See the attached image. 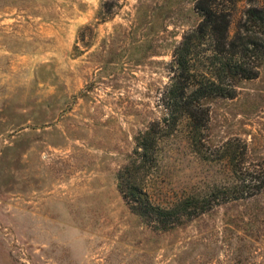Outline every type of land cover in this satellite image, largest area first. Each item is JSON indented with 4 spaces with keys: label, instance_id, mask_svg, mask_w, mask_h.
<instances>
[{
    "label": "rangeland",
    "instance_id": "374dc122",
    "mask_svg": "<svg viewBox=\"0 0 264 264\" xmlns=\"http://www.w3.org/2000/svg\"><path fill=\"white\" fill-rule=\"evenodd\" d=\"M197 1L0 0V264H264V190L162 230L118 186L136 136L164 117ZM219 2L232 36L264 6ZM209 119L210 151L240 138L264 157V61ZM157 156L146 189L162 206L235 181L226 158L193 150L186 119Z\"/></svg>",
    "mask_w": 264,
    "mask_h": 264
},
{
    "label": "trees",
    "instance_id": "16d2710c",
    "mask_svg": "<svg viewBox=\"0 0 264 264\" xmlns=\"http://www.w3.org/2000/svg\"><path fill=\"white\" fill-rule=\"evenodd\" d=\"M199 24L176 46L170 63L171 82L163 91L165 109L136 136V148L118 173V186L143 222L168 230L206 212L217 204L249 198L264 190V157L249 158L248 144L240 138L225 141L215 152L208 147L211 102L234 98L240 84L258 77L264 61V6L252 7L241 30L230 34L231 13L219 0H198ZM206 47V48H203ZM187 120L193 150L203 159L226 158L234 183L215 186L203 196L190 195L162 206L153 202L146 178L158 161V142Z\"/></svg>",
    "mask_w": 264,
    "mask_h": 264
}]
</instances>
